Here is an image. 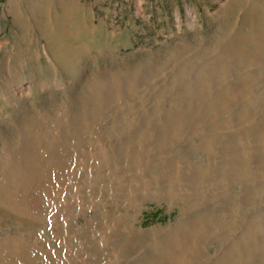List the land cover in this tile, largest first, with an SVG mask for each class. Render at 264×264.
<instances>
[{"label":"rangeland","instance_id":"rangeland-1","mask_svg":"<svg viewBox=\"0 0 264 264\" xmlns=\"http://www.w3.org/2000/svg\"><path fill=\"white\" fill-rule=\"evenodd\" d=\"M0 264H264V0H0Z\"/></svg>","mask_w":264,"mask_h":264},{"label":"bare ground","instance_id":"bare-ground-1","mask_svg":"<svg viewBox=\"0 0 264 264\" xmlns=\"http://www.w3.org/2000/svg\"><path fill=\"white\" fill-rule=\"evenodd\" d=\"M116 260V259H115ZM115 262V261H114ZM116 263V262H115Z\"/></svg>","mask_w":264,"mask_h":264}]
</instances>
